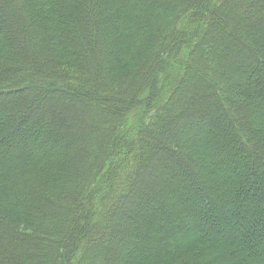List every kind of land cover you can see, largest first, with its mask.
<instances>
[{
    "label": "trees",
    "instance_id": "1",
    "mask_svg": "<svg viewBox=\"0 0 264 264\" xmlns=\"http://www.w3.org/2000/svg\"><path fill=\"white\" fill-rule=\"evenodd\" d=\"M193 3L0 0V264H125L129 257L132 264H264V193L254 190L264 188V117L255 124V115L264 116V14L252 19L254 29L238 16L237 33L216 13L245 0H200L204 13ZM259 6L264 0H250L244 10ZM177 27L174 45L165 37H176ZM217 29L237 45L227 71L212 44ZM153 49L144 68L153 66L149 87L141 89L134 74L117 75L119 93L97 81ZM190 69L201 81L215 73L226 88L208 82L212 95L200 98L202 107L181 109ZM66 94L78 104L57 110L49 95ZM207 114L215 126L207 149L166 132L208 123ZM208 160L229 178L196 174L192 167L205 170ZM206 208L216 210L213 221L203 220ZM124 212L133 214L121 219ZM232 222L256 229L223 236ZM206 233L207 245H198L195 236ZM134 236L146 250L116 257V242Z\"/></svg>",
    "mask_w": 264,
    "mask_h": 264
},
{
    "label": "rangeland",
    "instance_id": "2",
    "mask_svg": "<svg viewBox=\"0 0 264 264\" xmlns=\"http://www.w3.org/2000/svg\"><path fill=\"white\" fill-rule=\"evenodd\" d=\"M200 0H192L193 5L196 6V9L197 11H199L200 13H204L205 11L209 10V8H203V5L204 4H200L198 6V2ZM210 1V0H209ZM228 3L230 2H234L235 0H227ZM250 0H245V3L248 2ZM245 3L241 4L240 7L238 8H232L228 11V9L226 8H220L219 11H217L216 13V16H217V19L220 21V23L224 24V25H227L228 28H230V26L234 27V29H236L235 31H237V33H239V28L235 27V24L234 22L237 21V19L239 18L238 16H243L245 17V24L248 25L251 29H254V23H252L254 20V18H258L259 16H262L264 14V7L263 6H259L256 11H249V12H245L244 10V6H245ZM180 14H176L174 16V18H176V16H179ZM234 21V22H232ZM236 23V22H235ZM215 25L218 26V28L220 27L218 24V22L214 23ZM216 26V27H217ZM176 34L174 33L175 36H173L172 32L169 33L166 37H165V40L167 41L171 35V40L170 42H173L174 45H175V38H181L182 37V32H181V28L180 27H177L176 29ZM258 35V34H257ZM101 37V36H100ZM104 38H102L103 41L106 40V37L105 36H102ZM39 38V37H38ZM131 39V38H130ZM40 40H42V38H40ZM101 40V39H100ZM132 40V39H131ZM30 42L33 43V40L30 39ZM177 44V43H176ZM212 44L213 46L218 50V54L220 56V68L223 69V71H227V64H226V59H229V55L232 56V54L234 53V51L237 50V45L235 44L234 40L232 38H229L227 35H226V32L224 31H220L219 29L215 30V33L214 35L212 36ZM220 44H227V48H223V49H219L218 48V45ZM177 46V45H176ZM246 46H248L249 48H253L252 44H250L249 42L246 43ZM92 47V50H94L95 47H97V44L96 45H91ZM165 48V47H164ZM177 49V48H176ZM175 49V50H176ZM184 49V48H183ZM150 50V49H149ZM156 51V50H155ZM154 49L152 51V53L150 52H147V56L145 58H141V56L138 57L137 61L136 62H132L131 60H121L119 63H117V69H119L120 71L119 72H115L114 73V77H107V78H104L103 79H98L97 81H101L102 85H110V87L112 88L111 91L113 92H116V93H119V88H117L115 86V81L116 79L118 78L117 75H122V76H125L126 78H129L131 75H138L137 76V83L139 84V87L142 89L145 88V87H149V82L151 83L150 79H149V76L152 75V71H153V66L152 67H148L147 70H144L146 64L148 63V60L150 59V57H152V55L154 54ZM179 51H180V48H179ZM182 52V50H181ZM1 55V54H0ZM183 55V54H182ZM145 59V60H144ZM102 60V59H100ZM168 61V60H166ZM34 65V64H33ZM161 69L160 70H154V72L156 71L157 73H155V76L158 75L159 72H161L162 70L166 69L168 67V62H165L164 64L161 65ZM67 69L69 70H72L70 69L71 67H66ZM65 68V69H66ZM201 69L205 70L203 67H201ZM144 70V71H143ZM143 71V72H142ZM188 71V70H187ZM103 72V71H102ZM135 72V73H134ZM100 77H104V72L101 73V74H98ZM109 75V74H108ZM206 75V80L204 81H201L199 78H198V75L195 71H193L192 69H190L188 72H187V76L185 78V81L183 83V89L179 92V95L181 97V100H182V104L180 105L181 109L182 108H191L192 107V104H196L197 106L199 107H202L201 103H200V98L202 96H209V95H212V91L210 89V86L209 87H206V84L208 83L209 85H211V83H215L216 81V78H215V73H207L205 74ZM215 75V76H214ZM217 77V76H216ZM124 78V77H123ZM154 78V77H153ZM217 85V88L219 89H225L226 88V83L225 81H221L218 82V83H215ZM138 86V85H137ZM151 87L155 88L156 89V85H150ZM161 90L163 89L162 87H160ZM160 88L157 87L158 91L160 90ZM136 89V88H135ZM160 90V91H161ZM24 92H20V93H17V94H23ZM16 94V93H15ZM33 94H37V93H34ZM124 95L125 97L129 95V93H124L122 94ZM138 95V94H137ZM136 94H132L130 95V101L134 103L135 100H137L136 98L138 97ZM140 95V94H139ZM5 95H0V99L3 98ZM123 97V96H122ZM231 97L234 98L235 100L238 99L235 97V93L234 92H231ZM52 98H55V101L56 102V106H57V110H61V106H62V109L63 108H66V109H69L70 107H73L74 105H77V101L74 100L70 95L66 94L65 95V100H61V98H57V96H54V95H49V99H52ZM116 100H121V97L118 96L116 98ZM249 103V102H248ZM248 103L245 105L246 106H249ZM55 105H53L52 107V110L53 111H56V107ZM85 108V107H84ZM71 109V108H70ZM73 110V109H72ZM72 110H70V113L72 112ZM77 111V110H75ZM85 114H87L88 112L92 113V110L90 108H85L84 111H83ZM238 113V112H237ZM235 114V118H238L239 119V115L238 114ZM225 114L229 117V118H234V113H230V112H227L225 111ZM203 116H207L208 119H210V117H208L209 115H203ZM263 115H255V124L260 126L262 123H261V119H263ZM25 119V118H24ZM27 121L28 120V117H27ZM199 123L196 127L194 128H184V127H179L178 125H173V126H170V129L168 131V129L166 130V132H168V135L171 133V134H174L175 136L174 137H183L185 138L188 142H190V144L194 143L196 145H199V147H203V149H207L208 148V143H209V133L212 132V130L215 128L214 126V123L212 122V120L210 119L209 122H197ZM163 130V129H162ZM175 132V133H174ZM264 132V130L262 131ZM264 135V134H263ZM152 151V150H151ZM152 152H155V151H152ZM158 152V151H157ZM155 154V156H158L159 152ZM248 152V151H247ZM247 152H243L242 154L245 156L247 155L249 158L251 157L250 155L247 154ZM229 157V156H228ZM211 158V157H210ZM220 159V156H217V159L218 160ZM213 159H211L212 161ZM192 168H194V172L196 174H204V175H207L208 173V170H213V163L212 162H209V160L207 161V165L205 166V170H202V168L199 166L197 167L196 165H194ZM234 168V166H232V169ZM213 172L215 174H219L220 177L223 176H226V180L229 178L230 176V171L226 170V169H215L213 170ZM154 172H150L149 175H153ZM256 174H258L259 176H261L260 174V170H256L255 171ZM222 174V176H221ZM149 177V176H148ZM146 179L145 176H143L141 178V183ZM208 181V180H207ZM209 182V181H208ZM226 182H224V184L220 183L219 185L222 186V185H225ZM222 184V185H221ZM219 185H216L217 187ZM227 186V185H225ZM215 189V187H214ZM247 190L250 191V192H253V187H251L250 185L247 187ZM254 190L258 193H264V188H254ZM189 197L191 199H195V197L193 196V191L191 190L190 193H188ZM261 203V202H260ZM262 204V203H261ZM259 205V206H262V205ZM139 211H141L143 208H137ZM131 214H133L132 212H130ZM129 212H124V214L122 215L121 219L123 218H129ZM206 213L208 215V218L206 219H203L204 221H210V220H214L215 219V216H216V210L214 208H206ZM130 214V216H131ZM133 221V219H132ZM255 228V225L253 227L252 226H245L243 223H240L239 225H237L235 222H232L230 223V225H228L227 227H224V228H221V230L223 231V236H227V233L228 232H232V231H236V230H239V233H240V237H247L249 235H251V230L253 231ZM256 229V228H255ZM194 237V236H192ZM196 237V241H197V244L198 245H207V242L206 240L209 239V234L206 233V235L202 238H200L199 236H195ZM259 243H263L264 242V239H260L258 241ZM137 238L134 236L131 241L129 240H118L116 242V250L114 251V255L117 257H119L120 255L123 256V254L125 253H128L129 251H133V253L136 255L138 253H141L143 251L146 250V247L145 246H138L137 244ZM197 245V246H198ZM175 253H177L176 251H174ZM254 252L251 251V254H253ZM129 256V255H128ZM126 263L125 264H132V259L129 258H126ZM163 264V263H162Z\"/></svg>",
    "mask_w": 264,
    "mask_h": 264
}]
</instances>
